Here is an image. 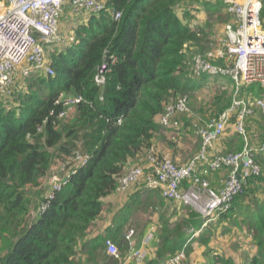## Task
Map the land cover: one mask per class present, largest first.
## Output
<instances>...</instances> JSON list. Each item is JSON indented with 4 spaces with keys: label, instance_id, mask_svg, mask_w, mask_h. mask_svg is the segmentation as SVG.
I'll return each instance as SVG.
<instances>
[{
    "label": "trees",
    "instance_id": "16d2710c",
    "mask_svg": "<svg viewBox=\"0 0 264 264\" xmlns=\"http://www.w3.org/2000/svg\"><path fill=\"white\" fill-rule=\"evenodd\" d=\"M101 1L105 10L79 17L74 40L59 43L49 55L54 74L34 71L15 84L18 89L10 98L0 93V264H121L128 256L138 264H157L182 251L191 227L198 221L202 225L197 211L165 199L159 190L143 191L133 184L118 193L117 188L144 155L169 156L165 151L175 147L173 129L158 122L169 104L187 96L191 109H207L209 117L230 107L229 88L219 87L206 100L196 93L206 87L209 76L193 77L194 56L205 53L221 27L211 23V15L221 11V18L227 14L231 19L227 4ZM202 10L206 15H199ZM113 11L122 16L116 19ZM261 18L264 26V2ZM105 62L110 71L99 87L95 75ZM215 63L227 64L223 59ZM72 95L83 100L59 119ZM191 120L184 126L193 127ZM262 135L264 139V130ZM233 140L238 146L233 150L228 143L229 148L241 149L237 137ZM200 147L201 140L197 152ZM76 150L90 153V161L77 166L69 183L51 198L44 183L54 159L64 160ZM257 161L262 174L249 179L230 211L197 235L195 243L206 254L214 250L211 264H239L235 256H221L216 246L211 248L218 227L229 233L248 229L253 253L241 264H264V199L253 202L264 194V152ZM221 172L226 175L230 169L213 176L221 177ZM115 194L121 198L116 211L107 201ZM108 205L112 219L107 227L101 219ZM138 205L152 207L158 215L152 249L145 238L141 247L129 245L133 241L126 238L131 210ZM107 238L117 245L118 256L107 252ZM135 250L150 255L139 262Z\"/></svg>",
    "mask_w": 264,
    "mask_h": 264
},
{
    "label": "built area",
    "instance_id": "2783aa9c",
    "mask_svg": "<svg viewBox=\"0 0 264 264\" xmlns=\"http://www.w3.org/2000/svg\"><path fill=\"white\" fill-rule=\"evenodd\" d=\"M225 2L227 12L232 17V21L224 26L225 41L212 51L194 56L193 77L231 79L232 104L218 117H209V122L200 119L193 121L201 147L189 161L179 164L169 156L150 153L146 164H135L127 170L117 188V192L121 193L129 190L133 184L141 185L143 191L159 190L165 199L192 207L202 219L198 230L190 229L192 237L229 212L235 198L244 191L245 183L262 174L257 155L264 152V141L259 144L251 142L246 119L256 108L264 113V97L244 95L242 88L258 84L264 90V26L261 18L264 0ZM66 5L79 17L90 13L99 14L105 10L103 2L98 0H0V93L3 97L10 98L15 84L28 78L34 71L54 74L48 65L43 42L65 44L74 40L72 36L64 41L66 34L61 31V19ZM112 14L116 19L122 16L121 11H113ZM217 59H223L227 64L215 63ZM112 60L114 62L116 58ZM109 71L106 62L98 68L95 75L97 86L102 87L106 83ZM82 100V95L68 97L59 119L66 118ZM188 102L185 96L169 104L158 122L172 129L179 127L178 116L191 112ZM233 118L234 130L241 135L244 147L238 152L218 153L214 151V145L223 137ZM44 125L45 122L39 128L40 132ZM90 159V153L76 150L61 160L55 171H63V174L48 179L50 197L69 183L77 166L86 165ZM225 167L230 172L224 184L219 189L211 188L208 176ZM237 173L241 175V180L237 178ZM134 234L135 230L130 229L126 238L133 241ZM106 247L110 255L118 256V247L111 238H107ZM147 255L146 250L133 252V257L139 262ZM183 261L187 262L188 256L180 251L157 264H183Z\"/></svg>",
    "mask_w": 264,
    "mask_h": 264
},
{
    "label": "rangeland",
    "instance_id": "374dc122",
    "mask_svg": "<svg viewBox=\"0 0 264 264\" xmlns=\"http://www.w3.org/2000/svg\"><path fill=\"white\" fill-rule=\"evenodd\" d=\"M98 1L102 2L101 0H98ZM65 12L66 13L63 15V17L61 19V24H62V22L67 23L71 19L76 17V15L73 14V12L71 11L70 7H66ZM220 13H221V11L211 15V23H213V22L221 23V27H220V31H218V33L216 32V34L214 35V40L211 42L210 47L206 49L205 53L222 46L223 42L225 41V33L223 31V27L227 23L232 21V17L230 19V16L225 14L224 17L221 18L219 16ZM199 15L200 16L206 15V13L204 12V10H202V11H200ZM61 31H62V27H61ZM64 32H66L68 34L63 38L64 41H68V39L70 37L74 36V32H72V29L66 31V28H65ZM53 42H55V41H53ZM69 42H67V43H69ZM58 44L59 43H52V42H46L45 43L44 47H45L46 57L48 60H49V55L53 53L54 48ZM201 78H203V77H201ZM207 78H208V82H207L206 87H204L203 89H201V91H198L196 93V95L205 96L206 100L209 98V95L214 94V92L217 89H219V87H222L224 85L221 82H219V79L217 77H214V78L207 77ZM222 79H227V78H222ZM232 86H233V83H229V85L227 87L230 90V91H228L230 96H232V89H233ZM253 87H254L253 85H246L242 88V91L245 92V91H247ZM256 87H258V85H256ZM17 89L18 88L15 87L14 93H15V90L17 91ZM22 89H24V88H22ZM0 98L2 99L3 97L0 96ZM227 108H229V107H227ZM227 108H225L224 110H226ZM223 111H221L220 113H222ZM208 113H209V110H207V109H205V112L202 113V110H198V109L194 110L192 108L191 112H189V115H191V116L179 115L180 117L182 116V120L179 118V127L173 129L172 133H175V134L171 138V139H176V140H174L175 147L173 149L169 148L172 151V154H170V150H168V152H166L165 154L169 155L171 158L177 159L175 161L176 163L183 162L186 159L187 160L185 162H187L191 158H193L198 153L197 150H198V144L200 143V140H199L197 134H195L196 131H195L194 127H191L190 125H189V127H185L184 122H185V120H189L191 122L192 118L193 119L197 118L200 120H203V119L206 120L207 119V121H208L210 119L208 116ZM181 114H187V113H181ZM234 121H235V119L233 118L230 122V126L227 128L223 137L215 143L214 151H216L218 153H222V154H227V153L238 152V151H241L243 149L244 142H242L239 134L234 130ZM249 121H252L254 124L258 125L257 128H254L251 131ZM246 127H247L248 135L250 137L251 142H253L255 144H259V142L264 141L263 135H262V132L264 130V113L261 109L256 108L255 112L252 115H248V117L246 119ZM235 137H237L238 140L240 139L239 142L242 144V146H241V149H239L237 151H232V149L234 150L238 146V144H235V142L233 140ZM228 143L232 149L229 148ZM78 149H81V148L79 147ZM141 159L142 160H140L138 162L139 164L146 163V160L148 158L146 155H144L143 158H141ZM59 162L60 161L57 162V160L54 159L53 165H52L51 170L49 172V175H48L47 179L45 180L44 185L47 187V189H46L47 191L49 190V187L47 185L48 179H50L54 176L60 177L63 174V171H55L57 169ZM215 173H217V172H215ZM213 174L214 173H212L208 176V181L210 183L211 188L215 189L211 183V180H210V177ZM220 174L223 175V173H220ZM215 177L217 179H219V177L217 175H215ZM140 188L142 190L144 189L142 187H140ZM120 199H121L120 197L115 196V198L113 200H107V201L114 203L117 200L119 201ZM260 199H264V194L261 193V198L258 197V199H254L253 202L260 200ZM110 209H111V206L108 205L106 207V210H105L103 216H102V219H101L102 221H104L105 218H107L109 216V214H110L109 210ZM149 209L150 210H146L145 207H141L140 205L132 208L131 213H130L131 219L129 221V228L127 230L134 229L135 234L133 237V242L129 245L137 246V244L139 242L141 243L142 239L145 238V241L149 240L147 242L150 244V247H151L150 249H152L151 244L154 243V239L156 237V233H155L156 226L155 225H156V221L158 219V215L155 214L154 210L152 211V207H150ZM201 224H202V219H201ZM199 227H200V221L195 223L194 226H192L191 228H193V230H198ZM238 230H239V232L229 233V232H225L224 229L221 230V229L215 228V230H213V232L216 234V247L214 249L217 250L221 256H226L227 253L235 256L238 259L239 264H241L246 259H249L253 253V251L251 250V243H252L253 239L251 236V232L248 229H246V228L240 229L239 228ZM190 233H192L191 230H190ZM199 235H198V237H199ZM198 237L197 236L192 237V235H191L190 239L187 240V242H186L187 246H185V248L182 251H184L185 256H188V261L187 262L183 261V264H211V257L214 255V250H212L211 252H208V254H206L205 248L199 247L195 243L197 241ZM192 239L194 241H192ZM187 253H188V255H187ZM149 254H148V256H149Z\"/></svg>",
    "mask_w": 264,
    "mask_h": 264
},
{
    "label": "crops",
    "instance_id": "0c3cea01",
    "mask_svg": "<svg viewBox=\"0 0 264 264\" xmlns=\"http://www.w3.org/2000/svg\"><path fill=\"white\" fill-rule=\"evenodd\" d=\"M66 7H69V5H66ZM71 9V8H70ZM68 10V9H67ZM66 13V12H65ZM64 13V14H65ZM78 18H79V16H77L76 15V17H74L73 19H71L69 22H62V24H61V27H62V32L64 33V34H66V35H68L66 32H64V29L66 28V31L67 30H71L72 29V32H74V29H75V27L77 26V24H79L78 23ZM218 31H220V29L218 30ZM223 31H224V27H223ZM219 82H221L222 84H224L222 87H228V85H229V83H232L229 79H221L220 78V80H219ZM254 87L253 88H251V89H249V90H247V91H245V92H243L242 91V93H244V95H251V96H263L264 97V90H260V86L258 85V84H252ZM256 85H258V87H256ZM15 89V88H14ZM262 89V88H261ZM230 91V90H229ZM233 96V95H232ZM180 115H183V114H180ZM181 119L182 120V116L180 117V116H178V119ZM196 118H194V120H195ZM193 120V121H194ZM207 120V119H206ZM202 121V120H201ZM192 122V121H191ZM202 122H206L205 121V119H203V121ZM257 122V121H256ZM249 123H250V128H251V131L254 129V128H257V126L258 125H256V124H254L252 121H249ZM261 128V127H260ZM173 131V130H172ZM171 131V132H172ZM162 149H163V147H162ZM168 150H170V149H167L166 151L168 152ZM166 151H165V153H166ZM170 154H172V151L170 150ZM177 160V159H176ZM186 161V160H185ZM185 161H183V162H185ZM183 162H178L179 164L180 163H183ZM144 164H146V163H144ZM133 165H135L134 163L131 165V166H133ZM222 173V172H221ZM228 174H229V172L226 174V175H224V173H223V175H221V177H219V179H217L215 176H211L210 177V180H211V183H212V185H213V187L215 188V189H219L223 184H224V181H225V179H226V177L228 176ZM219 176H220V174H218ZM115 196L116 197H118V195L117 194H115V195H113L111 198H110V200H113L114 198H115ZM109 203H112L113 204V210L114 211H116V206H118V204H119V201L117 200L116 202H109ZM122 203V202H121ZM111 219H112V215H110L109 214V216L107 217V218H105V220H104V222H105V224H107L106 226L108 227V225L110 224L109 222L111 221ZM102 225L103 224H101L100 223V226L99 227H102ZM103 227H104V225H103ZM218 229H221L220 227H218ZM221 230H223V229H221ZM145 237V236H144ZM143 241H144V238L142 239V241H141V243L139 242L138 244H137V247H141V246H143ZM216 246V234L212 237V239H211V248H214ZM203 248V247H202ZM133 253V252H132ZM150 255V254H149ZM192 263V262H191ZM121 264H138V263H135L134 261L132 262V260H131V258H129V256H128V258H126L124 261H122V263Z\"/></svg>",
    "mask_w": 264,
    "mask_h": 264
},
{
    "label": "water",
    "instance_id": "95a60500",
    "mask_svg": "<svg viewBox=\"0 0 264 264\" xmlns=\"http://www.w3.org/2000/svg\"><path fill=\"white\" fill-rule=\"evenodd\" d=\"M236 176H237L238 179H240V180L242 179V177H241V175L239 173H237Z\"/></svg>",
    "mask_w": 264,
    "mask_h": 264
},
{
    "label": "clouds",
    "instance_id": "9594fccd",
    "mask_svg": "<svg viewBox=\"0 0 264 264\" xmlns=\"http://www.w3.org/2000/svg\"><path fill=\"white\" fill-rule=\"evenodd\" d=\"M210 77V76H209ZM211 78H214V77H211ZM227 79H229V78H227ZM231 82H232V80L231 79H229ZM232 100H233V96H232ZM232 104V103H231ZM82 151V150H81ZM59 161H61V160H59Z\"/></svg>",
    "mask_w": 264,
    "mask_h": 264
}]
</instances>
